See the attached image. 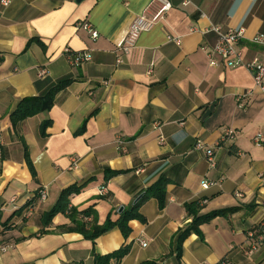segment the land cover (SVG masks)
Segmentation results:
<instances>
[{
    "label": "crops",
    "instance_id": "obj_1",
    "mask_svg": "<svg viewBox=\"0 0 264 264\" xmlns=\"http://www.w3.org/2000/svg\"><path fill=\"white\" fill-rule=\"evenodd\" d=\"M148 1L0 2V244L11 245L0 264H94V253L125 244L130 250L118 264H216L224 257L231 264H264V243L246 253L248 230L264 219V93L244 67H211L206 55L217 39L211 27H241L242 58L264 64V44L252 41L264 34V0H169L166 17L143 32L117 65L129 24ZM84 23L97 31L96 39ZM66 49L91 59L72 66ZM66 78L73 80L49 111L12 128L9 113L21 98L43 94ZM245 93L240 106L237 97ZM94 110L84 132L75 134ZM47 119L51 125L42 136L39 125ZM226 129L233 137L220 144ZM196 141L213 150L214 168L204 150L193 148ZM105 169L120 172L105 181ZM160 177L168 179L166 205L160 209L155 198L146 200L140 207L146 223L130 221L126 239L118 227L94 242L58 231L69 224L60 213L43 224L69 185L93 179L70 196V205L92 206L102 224ZM204 180L216 184L204 189ZM41 189L45 200L14 215L3 229L2 222ZM196 200L202 214L237 209L200 225L202 236L190 233L177 257L174 237L191 220L185 204Z\"/></svg>",
    "mask_w": 264,
    "mask_h": 264
},
{
    "label": "trees",
    "instance_id": "obj_2",
    "mask_svg": "<svg viewBox=\"0 0 264 264\" xmlns=\"http://www.w3.org/2000/svg\"><path fill=\"white\" fill-rule=\"evenodd\" d=\"M29 45V44H28ZM73 79H63L57 82L55 85L51 86L45 93L40 95H33L28 97L21 98L13 110L9 113V120L12 124V128L14 129L17 124L21 121L32 117L40 112L49 111L55 100V96L58 92L63 90L67 85L72 82ZM95 113V110L92 111L88 117L83 121L79 129L75 132V134H81L85 130V124L87 119L91 117ZM51 125V120L47 119L40 123L39 125V133L40 135H46V129ZM222 144V142H219ZM24 155L26 165L32 175L35 177V171L33 169L32 163L28 157L27 147L24 146ZM2 161V152L0 148V166ZM120 171H114L111 169H105L103 178L105 181L110 179L112 176L118 174ZM93 179H88L87 181L81 182L79 184H72L65 188H63L55 202V204L46 212L45 219L43 220V224L46 226L51 222V219L54 215L60 213L63 214L69 220L68 225H63L58 227V231H73L80 233L84 238L95 241L101 234L111 229L112 227H118L122 236L126 239L131 233L130 221L137 220L140 223H146L144 216L140 213L141 205L148 200L149 198H155L158 207L160 209L164 208L166 205V184L168 183V179L165 177H160L156 182L150 185L143 193L141 198L133 203L132 205L125 207L121 213L118 214L117 218L112 219L111 215L108 214L102 224H98L97 213L93 209L92 206H88L84 209H78L72 205H70V196L72 194H77L80 192L86 184ZM37 194L31 199L27 200L22 206H20L17 210H15L4 222H2L1 226L3 229H8V222L14 215H21L23 210L28 208H32L37 202ZM202 206L201 200H196L191 203L185 204V210L187 215L191 218L190 222L178 233L175 235V243H176V251L177 257L181 255V246L183 241L190 235V233H196L200 237V225L207 223L214 219L215 217H227L229 214L235 212L236 207L215 209L209 211L207 213H200V208ZM24 217V216H23ZM24 219V218H23ZM257 227V225L251 227L249 230H253ZM46 232L45 230H40V233ZM2 244V243H1ZM130 245L125 244L120 246L117 250L112 251L110 253L100 255L93 254V263L94 264H118L121 259L129 252ZM139 264H155V261H143Z\"/></svg>",
    "mask_w": 264,
    "mask_h": 264
},
{
    "label": "built area",
    "instance_id": "obj_3",
    "mask_svg": "<svg viewBox=\"0 0 264 264\" xmlns=\"http://www.w3.org/2000/svg\"><path fill=\"white\" fill-rule=\"evenodd\" d=\"M2 6H7L10 0H0ZM183 4H187V1H183ZM172 8V4L169 0H149L142 10L137 13L129 24L127 35L123 43L119 46L120 54L116 56V64H122L124 56H127L137 44L139 36L143 32L150 31L156 22L164 19L167 13ZM83 27L90 32L91 38L96 39L98 36L97 31L88 23H84ZM211 30L217 33V39L214 45L210 49H206V55L208 59V65L211 67H218L220 65H226L228 67H244L247 69L254 81L255 87L259 92L264 93V64L260 63L256 59L251 61H245L240 52L238 51L237 44L242 38L243 28H229L226 31H220L219 27L213 26ZM252 41L257 44H264V34H257L252 38ZM66 55L69 63L72 66H78L91 59V56L87 53H73L69 49H66ZM46 71L44 68L40 69L38 75L42 77ZM247 97L246 93L238 95L237 99L239 105H243V99ZM233 137L232 129H226L220 139V142L225 141ZM159 142H163V138L159 136ZM256 141H260L261 137L256 136ZM119 145H122L120 139L117 140ZM1 144V142H0ZM196 150H204L206 155V161L209 168L215 167V160L213 150L206 148L201 141H196L194 146ZM216 184L214 182L204 180L201 183V187L207 189L209 186ZM100 194H105V187L102 185L99 187ZM241 196V194H237ZM46 197V191L41 189L38 191L37 200L44 201ZM262 243H264V219H262L257 227L247 232V248L246 253L251 254L257 250ZM142 246L146 243L142 242ZM11 248L8 243L0 244V255L7 252ZM216 264H231L227 257H224Z\"/></svg>",
    "mask_w": 264,
    "mask_h": 264
},
{
    "label": "water",
    "instance_id": "obj_4",
    "mask_svg": "<svg viewBox=\"0 0 264 264\" xmlns=\"http://www.w3.org/2000/svg\"><path fill=\"white\" fill-rule=\"evenodd\" d=\"M142 194H140L135 200H134V203L137 202L140 198H141ZM123 210V207L120 206L118 209H117V212L118 213H121Z\"/></svg>",
    "mask_w": 264,
    "mask_h": 264
}]
</instances>
